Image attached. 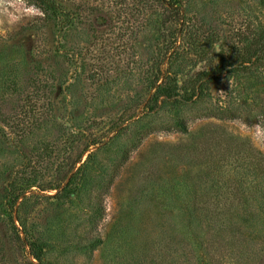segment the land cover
Here are the masks:
<instances>
[{
	"label": "rangeland",
	"instance_id": "obj_1",
	"mask_svg": "<svg viewBox=\"0 0 264 264\" xmlns=\"http://www.w3.org/2000/svg\"><path fill=\"white\" fill-rule=\"evenodd\" d=\"M28 1L0 0V264H40L1 205L28 180L50 197L27 219L41 264H264V0L124 22L75 0L66 32L29 30L44 16ZM83 137L99 142L56 196ZM217 205L240 236L219 233Z\"/></svg>",
	"mask_w": 264,
	"mask_h": 264
},
{
	"label": "trees",
	"instance_id": "obj_2",
	"mask_svg": "<svg viewBox=\"0 0 264 264\" xmlns=\"http://www.w3.org/2000/svg\"><path fill=\"white\" fill-rule=\"evenodd\" d=\"M73 1L75 0H29V4L39 9V11L44 16L40 20L41 26L36 25L33 27H29V30H41L44 26L48 25L52 28L60 30L61 32H64L65 30H67V27L65 26H74L75 21L80 20L81 15L76 11L72 12L68 10L67 4H73ZM111 1L113 3L112 5L120 9L119 16L120 20L123 22L127 20L128 16H124V14H128V12L130 14V17H146L145 19H148L149 13L153 11L155 6L164 7L166 10H168V16H170V18H174V16L180 15L178 7L173 0ZM73 5L75 6V4ZM123 17L124 19L122 20ZM162 87L163 84L159 86V89H163ZM165 96L167 98H170L171 93L167 92ZM33 120H36L35 117ZM81 141H83V144L81 145V150L76 155V157H67L65 161L64 174L59 179V183H56V185L52 184L48 188L50 190H59L56 196L65 198L71 195L76 190L77 179L78 177H80L79 173L82 171L83 167H79V169L74 172L75 167L81 162L83 156L86 153H89V156L92 154V152H90L91 147L96 146L99 142L96 137H83L81 138ZM33 182L35 181L28 180L26 185L13 184L6 190V193L3 197L5 201L4 203H1V205L4 208V213H6L9 219V221H7L8 229L16 233L19 239H21L22 233L25 234L26 245L30 248L31 256L41 264L42 247L41 245H39V243L29 239L30 237L29 231L27 229V219L29 214H31L40 205L42 200L48 199L50 197H44L43 195H40L38 192L34 191L33 187L36 185H34ZM250 208L251 206L249 207V212L251 213ZM200 210H202V208H200ZM226 210H228L227 212L230 213L232 207H228L226 205H217L216 207L212 208L208 207L205 211L207 212V216H209V214L219 215V213L221 212L222 214H224V216H222L223 218L217 220L220 223L219 233L228 234L230 238L232 237V235L240 236V234L242 233V229H247L246 223H244V228L243 226L242 229L239 227L240 231L236 228V226L233 228V225L237 223V220H239V217H237L239 211L236 212L235 216H225ZM16 222L20 224L21 228L17 226ZM200 260L203 261L202 256H200ZM197 264H200V262H197Z\"/></svg>",
	"mask_w": 264,
	"mask_h": 264
}]
</instances>
